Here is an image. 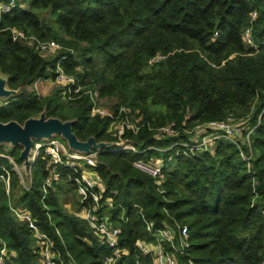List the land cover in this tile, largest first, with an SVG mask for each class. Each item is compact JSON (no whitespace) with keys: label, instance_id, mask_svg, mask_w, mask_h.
<instances>
[{"label":"trees","instance_id":"16d2710c","mask_svg":"<svg viewBox=\"0 0 264 264\" xmlns=\"http://www.w3.org/2000/svg\"><path fill=\"white\" fill-rule=\"evenodd\" d=\"M20 5L0 19V75L8 89L20 90L0 106L1 123L22 125L45 109L48 118L73 120L72 132L80 141L118 140L108 132L110 119L90 116L87 98L69 104L71 113L65 114L59 106L51 107L61 98L60 91L48 98L23 93L24 87L48 79V68L64 55L65 72L96 88L103 106L115 102L107 108L137 112L152 128L168 122L193 128L223 120L229 113L249 118L250 170L235 144L218 139L213 154L196 152L167 163L162 173L164 194L131 162L168 158L172 153L105 149L97 156L94 171L105 186L104 196L115 205L103 213L120 226L119 248L128 251L117 264H152L134 247L137 239L153 240L134 205L156 229L173 220L188 226L189 248L176 255L177 264H264V0H20ZM247 28L253 46L242 40ZM9 29L54 40L73 54L61 51L44 58L12 41ZM156 55L164 58L150 64ZM126 139L139 150L189 141L184 134L156 139L147 126L137 133L125 131L121 141ZM21 149L0 145V240L14 254L9 263L39 264L33 235L11 214L13 205L30 212L63 259L68 253L76 264H103L110 249L85 221L65 209L63 200L70 192L76 196L71 211L81 209L68 176L55 183L42 202V188H34L33 179L29 190L19 185L14 165H22ZM34 168L43 180L47 173L40 156L31 167V178Z\"/></svg>","mask_w":264,"mask_h":264},{"label":"built area","instance_id":"2783aa9c","mask_svg":"<svg viewBox=\"0 0 264 264\" xmlns=\"http://www.w3.org/2000/svg\"><path fill=\"white\" fill-rule=\"evenodd\" d=\"M18 6H21L20 0H9L8 2L0 3V19L2 15L10 13ZM250 17L253 21L256 18V13H250ZM9 32L12 41L25 44L44 58H52L61 51H67L69 55L73 54L72 50L65 49L54 40H41L26 34L20 29H9ZM242 40L244 44L253 46L250 28L244 31ZM66 58L67 55L60 57L53 69L48 68L51 76L46 80L39 81L54 84L60 91L61 99L68 104L75 105L82 98H87L90 104V116L110 119L112 123L108 132L118 140L108 148L91 151L89 155L68 149L67 146H64L56 139L57 136L50 137L47 140H34L33 148L28 157L27 168H22L21 172L14 169L19 176L20 186L25 190H29L32 185L31 167L40 156L44 162V171L47 173L41 185L42 202L46 198L48 190L52 189L55 183L62 181L65 176H68V181L74 187L75 194L81 205V209L77 212L68 211L85 221L98 241L110 249L111 254L104 257L103 264H117L120 257L127 255L128 252L119 248L120 226L110 221L108 215L103 213V211L115 207L113 200L104 196L105 186L94 171V168L97 167L95 159L103 150L106 149L113 153L132 152L135 154H145L152 151L160 154L172 153L168 158L151 156L148 160L136 159L131 162L134 170L153 179L160 194L165 193L161 188L163 183L162 173L173 157H192L196 152L213 154L215 142L218 139H225L235 144L240 150V156L246 163L247 168L251 169L250 161L253 151L250 135L252 128L248 124V116L236 118L232 113H229L223 120L210 121L203 125H196L193 128H187L183 125L178 126L175 122H168L152 128L142 121V117L137 112L133 113L124 107L114 111L103 106L99 91L96 88L90 87L88 83H81L74 75L65 72L61 66V61ZM163 58L164 56L156 55L149 60V63H158ZM145 126H147L149 131L153 132V136L156 139L172 138L184 134L189 137V141H178L171 147L164 149L148 147L142 150H139L128 139L121 141L125 131L137 133ZM14 167L17 166L14 165ZM64 169L70 170L73 175H68ZM27 173H29L30 178H28ZM117 207L122 210L120 205H117ZM134 208L139 211L146 232L153 237V240L150 241L137 239L134 242L135 250L142 256H149L152 264H177L176 255H182L189 248L188 226L181 225L172 219V225H163L156 229L153 222H148L144 219L142 209L138 205H134ZM44 209L48 213L46 205H44ZM9 210L16 220L26 224L31 231L34 238L33 249L39 264H76L68 253H66V259H63L54 240L39 231L28 210L13 205H9ZM48 219L50 221L49 217ZM120 220L124 221L123 216ZM55 233L61 244L64 245L60 232L56 230ZM13 255L12 252L8 251L5 242L0 240V264H10L9 259Z\"/></svg>","mask_w":264,"mask_h":264},{"label":"water","instance_id":"95a60500","mask_svg":"<svg viewBox=\"0 0 264 264\" xmlns=\"http://www.w3.org/2000/svg\"><path fill=\"white\" fill-rule=\"evenodd\" d=\"M6 82V78L0 75V99L7 100L18 96L20 90L8 89ZM73 123V120L62 121L59 118H48L45 109H43L38 117L28 118L22 125L15 121L0 122V145H8L10 148L21 147L19 154V158L22 160L21 167L27 168L34 140H47L50 137L59 136L65 141L68 149L86 155H89L91 151L108 148L114 144L96 142L94 137H89L85 141L78 140L72 132ZM95 160L98 164V159Z\"/></svg>","mask_w":264,"mask_h":264},{"label":"rangeland","instance_id":"374dc122","mask_svg":"<svg viewBox=\"0 0 264 264\" xmlns=\"http://www.w3.org/2000/svg\"><path fill=\"white\" fill-rule=\"evenodd\" d=\"M57 91H59V89L57 87H55L54 84H51L50 82H44V81H39L38 80V81H35L32 85L24 87L23 93L25 95H28V94H31V93H35L37 96H40L41 98H48V97H51ZM5 101H6V99H0V106H2L5 103ZM56 102H58V103H56ZM56 102H53L51 104V107L59 106L60 107V111L62 113H65V114L71 113L68 103L64 102L61 98H59L58 101H56ZM107 103L109 105L107 107H113L115 102L107 101ZM56 139L59 140V142L61 144L66 146L65 141L63 139H61L59 136H57ZM4 148L6 150H9V146L8 145H4ZM9 161L13 162L12 159H9ZM14 168L16 170H20V172L22 170L21 166H17V167H14ZM15 169H14V171H16ZM27 176H28V178H30L29 173H27ZM32 179H33L34 188L41 189V184H42L43 180H42L41 174L36 170V168L33 169ZM20 184L21 183H20V180H19V185ZM62 184H65V183H62ZM75 199H76V196L74 198L72 192H70L69 195L65 197V199L63 200V203H64L65 209L67 211L68 210L69 211L72 210L73 203L75 202ZM67 206H68V208H67Z\"/></svg>","mask_w":264,"mask_h":264}]
</instances>
